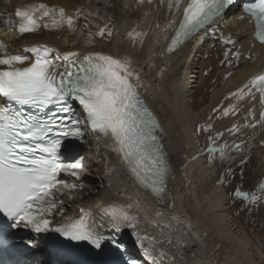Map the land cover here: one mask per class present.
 <instances>
[{
	"label": "snow or ice",
	"instance_id": "6c2138e0",
	"mask_svg": "<svg viewBox=\"0 0 264 264\" xmlns=\"http://www.w3.org/2000/svg\"><path fill=\"white\" fill-rule=\"evenodd\" d=\"M237 2L136 0L137 6L153 5L154 13L166 3L165 24L162 26L153 16L147 30L132 29L127 38L134 47L137 43L143 46L149 31L153 34L163 32L167 45L162 55L167 57L202 30L217 23ZM240 3L243 13L255 24V39L264 45V0H240ZM78 16L79 10L69 15L65 9L43 2L18 7L15 20L0 13L6 29L19 36L41 29L74 32ZM168 28L174 29L171 36L167 35ZM105 35L109 38L114 35L113 28L107 24L98 27L94 34L89 32L87 44L91 45L94 36ZM235 55L238 58L239 54ZM142 87L141 70L133 65L129 56L103 52L81 54L74 50L62 53L46 44H34L9 52L8 46L0 43V216L10 222L0 225V233L6 228L21 227L30 228L36 234L58 233L66 241L84 242L94 250V259L88 264H141L114 235L110 237L102 231L106 221L114 233H120L124 228L131 229L136 244L149 258L150 264L175 259L158 246L163 241L139 231L142 226L157 227L158 221L166 215L169 223L163 227H171L173 221L179 222V218L170 212L176 206L169 191V181L174 177L162 142L163 128L141 95ZM257 93L259 119L256 120L254 111L249 109L247 116L253 119L243 125L245 128L264 125V73L253 76L242 88L231 93L237 101L246 97L254 100ZM236 110L237 106L230 104L223 109V116L235 115ZM240 127L234 124L228 131L235 135ZM211 128V124L199 125L195 131L197 134L207 133ZM86 135H90L98 147L102 145L115 156L132 182L136 198L126 197L130 201L126 205L112 203L100 206L98 213L81 208L76 220L53 225L49 217L58 207L57 197L63 194L61 187L83 188L82 183H68L61 177L63 173L79 181V172L84 167V157L74 151L73 146H68L64 152L62 146L69 139L83 142ZM221 136L222 133L208 136L204 151L209 162L217 153L222 156L229 147H241L235 143L217 145ZM111 174L110 171L105 173ZM233 195L246 204H256L264 196V181L251 193L237 188ZM141 196L158 205L153 209L154 218H148L147 210L139 199ZM166 198L169 201L168 213L162 207ZM139 211L145 212L143 221ZM97 217L101 221L99 224ZM24 243L36 247L34 240H25ZM168 243L171 244L170 237ZM56 254L59 256L60 250ZM113 256H118L119 260ZM57 264L66 262L58 259Z\"/></svg>",
	"mask_w": 264,
	"mask_h": 264
},
{
	"label": "bare ground",
	"instance_id": "6f19581e",
	"mask_svg": "<svg viewBox=\"0 0 264 264\" xmlns=\"http://www.w3.org/2000/svg\"><path fill=\"white\" fill-rule=\"evenodd\" d=\"M153 7L137 6L135 0H69L70 14L79 10L74 32L49 34L41 29L20 37L11 32L8 35L10 51L46 44L62 53L74 50L81 54L103 52L129 56L133 65L141 70L144 81L141 95L162 125V142L174 177L169 181V191L176 206L170 212L179 218V222L173 221L171 227H163L169 223L166 215L158 221L157 227L142 226L139 229L163 241L158 246L175 257L160 264H264V255L248 238L250 233L234 215L238 210L227 195L234 180H243L245 189L240 190L249 193L264 181V125L243 127L253 119L247 116L249 109L254 111L256 120L259 109L250 97L241 101L231 97V93L242 88L250 78L264 71V47L250 42L248 21L239 19L236 12L199 33L173 56L162 55L166 46L163 32L153 34L149 31L143 46L137 43L134 47L127 38L129 31L147 30L153 16L162 26L165 24L167 4L155 13ZM106 24L113 28L114 35L111 38L94 36L89 46L88 33L94 34L98 27ZM172 30L168 28L167 35ZM230 104L237 106L236 114L224 117L223 109ZM208 124L212 125L210 132L196 133L199 125ZM234 124L241 126L235 135L228 131ZM218 133L222 136L217 145L235 143L241 147H229L222 156L217 153L209 162L204 151L208 136ZM79 153L84 157V167L80 170L83 188L71 191L70 199L63 196L65 204L58 208L64 210L66 220L62 216H52L56 224L60 220L66 222L78 218L81 208L98 213L100 206L126 205L130 202L126 197L136 198V190L115 156L102 145L98 147L90 135L84 137ZM192 156L196 158L191 159ZM109 171L112 174L105 175ZM247 187L251 189L248 191ZM139 199L148 218H154L153 209L158 207L155 201L144 196ZM168 202L166 198L162 206L165 213L169 212ZM256 204L249 207L253 213L257 205L261 207ZM138 214L143 221L145 212ZM97 218V223H101ZM249 220V226H259L260 219L251 217ZM103 223L105 234L114 233L106 221ZM115 234L127 240L134 238L128 228ZM140 262L150 264L145 260Z\"/></svg>",
	"mask_w": 264,
	"mask_h": 264
},
{
	"label": "rangeland",
	"instance_id": "374dc122",
	"mask_svg": "<svg viewBox=\"0 0 264 264\" xmlns=\"http://www.w3.org/2000/svg\"><path fill=\"white\" fill-rule=\"evenodd\" d=\"M229 186H230V188L232 186V188H231V190H228V194L227 195L229 196V199L232 200L231 202L234 205V209L238 210V211H236L234 213V215L240 219V222L243 223L245 231L250 233V234L247 233L248 234L247 236L250 239V241L255 245L256 250L260 254L264 255V197L263 196L260 197V199L258 200L257 204H259L261 207L258 208L259 206L256 204L257 205V209H256L255 213H253V211H251V209L249 210V207L251 205H253V204L248 205L243 200L235 199V197L233 195L235 189H237V188L245 189V185H244L243 180H239V181L238 180H234V181H232L230 183ZM250 189H251L250 187H247L248 191ZM244 192H247V191H244ZM251 217H256V219H258V220L260 219L258 227L254 228V227H251V226L248 225L250 223L249 219H251ZM252 220H253V218H252ZM254 225L255 224H253V226Z\"/></svg>",
	"mask_w": 264,
	"mask_h": 264
}]
</instances>
